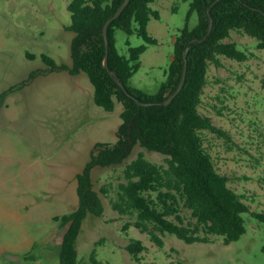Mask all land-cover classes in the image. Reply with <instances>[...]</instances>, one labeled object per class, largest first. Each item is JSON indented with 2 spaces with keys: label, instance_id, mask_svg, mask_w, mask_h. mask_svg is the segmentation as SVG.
<instances>
[{
  "label": "rangeland",
  "instance_id": "obj_1",
  "mask_svg": "<svg viewBox=\"0 0 264 264\" xmlns=\"http://www.w3.org/2000/svg\"><path fill=\"white\" fill-rule=\"evenodd\" d=\"M70 1L0 0V264H61L69 225L61 217L79 206L76 176L96 143L91 141L94 131L87 110L74 100V92L68 100L61 98L68 85L36 82L44 75L40 74L19 86L33 70L48 67L42 54L59 64L72 63ZM151 7L160 13L148 24L157 43H147L137 31L129 34L118 28L116 45L127 54L128 40L131 46L147 44L130 85L156 93L167 79L181 29L187 24L195 27L199 17L196 11L188 17L191 0H155ZM227 41H236L249 57L239 61L220 55L218 62L210 63L200 111L226 134L205 130L202 135L216 168L229 176L230 186L244 195L253 211H263L264 49L239 30L232 31ZM111 114L102 141L114 143L117 136L110 128H117L121 118L117 111ZM140 153L166 163L165 154L137 144L123 163L93 169L104 212L88 213L82 223L76 241L79 264H92L94 248L100 261L112 264H264V221L251 214L245 215L246 233L229 244L218 235L210 242L188 243L167 233L161 247L133 224L124 229L134 217L114 210L111 196L100 189L124 180V168ZM185 213L190 215V210ZM133 238L146 245L140 261L126 249Z\"/></svg>",
  "mask_w": 264,
  "mask_h": 264
},
{
  "label": "trees",
  "instance_id": "obj_2",
  "mask_svg": "<svg viewBox=\"0 0 264 264\" xmlns=\"http://www.w3.org/2000/svg\"><path fill=\"white\" fill-rule=\"evenodd\" d=\"M123 1L71 0L68 9L72 21L68 28L74 32L72 65L59 64L49 55L42 54L48 67L33 70L29 79L19 85L50 71L86 72L95 87L98 105L109 111L114 110L116 102L124 106L117 141L97 142L90 160L76 176L79 206L61 217L63 224H69L63 239L61 264H79L76 241L82 223L88 213L102 215L104 212L100 193L94 187L93 169L123 163L137 144L165 154L166 163L153 162L140 153L124 168V180L117 185L109 182L101 187L104 195L111 196L114 210L134 217L124 229L133 224L161 247L165 245L162 235L167 233L188 243L210 242L218 235L229 244L246 233V214L264 221V210L253 211L244 195L230 186L229 176L216 168L202 132H226L200 111L210 63L218 62L220 55L239 61L249 57L247 49L241 48L236 41H227L232 31L239 30L257 39L258 47L264 49V0H191L188 17L196 11L198 24L193 28L187 24L181 29L167 79L156 93H147L130 85L131 78L142 65L141 56L148 48L147 44L131 46L128 40L127 54L120 52L116 45L118 28L129 34L137 31L147 43H157L148 32L152 15L160 17L159 11L151 7L155 0H130L109 26V66L124 82L128 92L104 64L103 27ZM211 16L214 21L212 31L202 42L196 41L207 34ZM134 23L137 24L135 28ZM189 45L185 85L170 104L164 105L162 102L180 82L184 53ZM137 99L155 103L141 105ZM112 191L116 192L115 196L111 195ZM185 209L190 210V215ZM126 249L140 261L146 245L142 239L133 238ZM91 260L92 264H112L100 261L96 248Z\"/></svg>",
  "mask_w": 264,
  "mask_h": 264
},
{
  "label": "crops",
  "instance_id": "obj_3",
  "mask_svg": "<svg viewBox=\"0 0 264 264\" xmlns=\"http://www.w3.org/2000/svg\"><path fill=\"white\" fill-rule=\"evenodd\" d=\"M66 64L72 65V63H66ZM86 75H88L86 72L73 74L69 70H56L40 76L39 79L36 80V82L38 80L39 81L42 80L44 84L49 83L53 85L55 83H62V86H64V84L68 85L70 88H67L66 90L63 91L61 98L63 99V101L68 100L66 98H68L70 94L74 92V100L77 101L79 106L85 107V110H87L85 116H88V119L91 120L90 124L91 125L93 124L92 130L94 131V134L92 133V136L94 137L91 138L92 139L91 141H93L92 144H94L95 142L96 143L105 142L102 140L105 139L104 136L106 135V131L110 127L109 123L112 118L111 113L117 111L118 115L121 118V112L123 111L124 106L121 102H116L114 110L109 111L106 110L104 107L98 105L95 101V87L92 84L90 78H87ZM120 103L122 104L121 109L118 108ZM121 122L122 119L118 123L117 128L115 129L112 127L110 128L112 129V134L113 131H115L117 139H118L117 132ZM95 144L92 146V149L95 146Z\"/></svg>",
  "mask_w": 264,
  "mask_h": 264
},
{
  "label": "water",
  "instance_id": "obj_4",
  "mask_svg": "<svg viewBox=\"0 0 264 264\" xmlns=\"http://www.w3.org/2000/svg\"><path fill=\"white\" fill-rule=\"evenodd\" d=\"M217 1H219V0H216V2ZM129 2H130V0H124L121 3V5L119 6V8L116 10V12L106 20L104 27H103V32H104V37H105V42H106V56H105L104 64H105L106 68L109 70V72L115 77L118 84L127 92H128V90H127L124 82L121 80V78L114 71H112L110 69V66H109V26L114 19H116L120 16V14L123 12V10L126 8V6L129 4ZM213 25H214V21H213V18L211 16L210 25H209V29H208L207 34L203 38L197 39L196 41L202 42L207 37V35L212 31ZM190 48H191V45H189L186 48L185 53H184L185 63H184V69L182 72L180 82H179L177 88L172 92V94H170L168 96V98L162 102L164 105L170 104L173 101V99L181 92V90L183 89V87L185 85L186 78H187V71H188V54H189ZM137 102L141 105H151V104L155 103V102H146V101H143L140 99H137Z\"/></svg>",
  "mask_w": 264,
  "mask_h": 264
}]
</instances>
